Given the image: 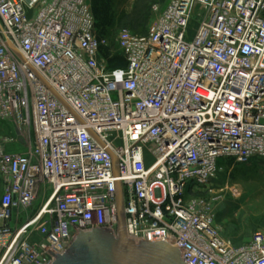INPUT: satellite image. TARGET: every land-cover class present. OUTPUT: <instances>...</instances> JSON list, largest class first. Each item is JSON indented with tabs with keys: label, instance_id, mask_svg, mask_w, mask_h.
I'll list each match as a JSON object with an SVG mask.
<instances>
[{
	"label": "built area",
	"instance_id": "2783aa9c",
	"mask_svg": "<svg viewBox=\"0 0 264 264\" xmlns=\"http://www.w3.org/2000/svg\"><path fill=\"white\" fill-rule=\"evenodd\" d=\"M151 12L145 34L118 32L125 66L108 69L89 0H0V123L14 131L0 138V264L116 234L117 182L130 239L168 235L186 264H264V230L219 236L211 186L222 161L264 158V0Z\"/></svg>",
	"mask_w": 264,
	"mask_h": 264
},
{
	"label": "rangeland",
	"instance_id": "374dc122",
	"mask_svg": "<svg viewBox=\"0 0 264 264\" xmlns=\"http://www.w3.org/2000/svg\"><path fill=\"white\" fill-rule=\"evenodd\" d=\"M90 1L91 10L92 0ZM169 0H112L110 12L111 27L107 47L102 49L105 55L117 49V35L121 29L132 33L145 34L153 22L151 8L153 5H164ZM195 20L189 26L192 35ZM218 177L212 182L214 190L219 191L223 198L216 208L215 222L219 236L223 241L237 246L235 240L246 242L255 231L264 230V158L252 157L244 162L228 159L221 162ZM52 188L46 185L44 199L49 197ZM199 190L196 193H203ZM218 193V192H217ZM41 204V197L35 201L29 212L20 213V221L36 210Z\"/></svg>",
	"mask_w": 264,
	"mask_h": 264
},
{
	"label": "water",
	"instance_id": "95a60500",
	"mask_svg": "<svg viewBox=\"0 0 264 264\" xmlns=\"http://www.w3.org/2000/svg\"><path fill=\"white\" fill-rule=\"evenodd\" d=\"M116 234L109 227L80 231L63 254H54L51 264H186L175 241L168 235L150 240L130 239L126 234L123 197L116 183Z\"/></svg>",
	"mask_w": 264,
	"mask_h": 264
},
{
	"label": "trees",
	"instance_id": "16d2710c",
	"mask_svg": "<svg viewBox=\"0 0 264 264\" xmlns=\"http://www.w3.org/2000/svg\"><path fill=\"white\" fill-rule=\"evenodd\" d=\"M112 0H92V9L95 19L97 34L101 38L109 35V27H111L110 12L113 7ZM103 54V53H102ZM107 58L108 69L120 68L125 66L124 58L119 54L105 55Z\"/></svg>",
	"mask_w": 264,
	"mask_h": 264
},
{
	"label": "crops",
	"instance_id": "0c3cea01",
	"mask_svg": "<svg viewBox=\"0 0 264 264\" xmlns=\"http://www.w3.org/2000/svg\"><path fill=\"white\" fill-rule=\"evenodd\" d=\"M13 132H14L13 129L9 125H7L5 123H0V138L3 137V136H10V135L13 134ZM6 149L10 150V151L20 150V146H17V145H6ZM3 186H4L3 179L0 176V196H1L2 192H3ZM235 243L238 246V245H241V244H243L245 242L242 243L241 241L235 240Z\"/></svg>",
	"mask_w": 264,
	"mask_h": 264
}]
</instances>
